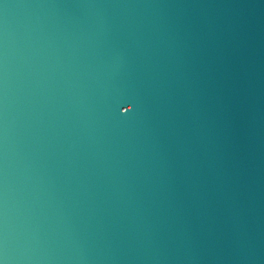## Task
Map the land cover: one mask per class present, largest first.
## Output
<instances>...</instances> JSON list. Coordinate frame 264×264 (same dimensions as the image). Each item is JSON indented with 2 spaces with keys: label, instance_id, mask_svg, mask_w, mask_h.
<instances>
[{
  "label": "water",
  "instance_id": "water-1",
  "mask_svg": "<svg viewBox=\"0 0 264 264\" xmlns=\"http://www.w3.org/2000/svg\"><path fill=\"white\" fill-rule=\"evenodd\" d=\"M0 264H264V0H0Z\"/></svg>",
  "mask_w": 264,
  "mask_h": 264
},
{
  "label": "snow or ice",
  "instance_id": "snow-or-ice-1",
  "mask_svg": "<svg viewBox=\"0 0 264 264\" xmlns=\"http://www.w3.org/2000/svg\"><path fill=\"white\" fill-rule=\"evenodd\" d=\"M129 103H131V101L129 102ZM121 110V109H120ZM128 111V109L125 111V112H127Z\"/></svg>",
  "mask_w": 264,
  "mask_h": 264
}]
</instances>
